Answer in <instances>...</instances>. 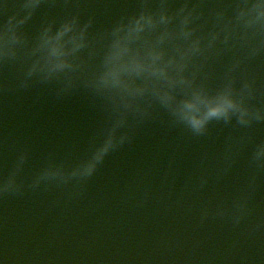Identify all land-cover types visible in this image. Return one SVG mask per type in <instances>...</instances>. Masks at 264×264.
Here are the masks:
<instances>
[{
    "label": "water",
    "instance_id": "95a60500",
    "mask_svg": "<svg viewBox=\"0 0 264 264\" xmlns=\"http://www.w3.org/2000/svg\"><path fill=\"white\" fill-rule=\"evenodd\" d=\"M141 2L40 0L21 32L32 42L46 22L58 27L79 13L82 23L93 20L95 36ZM26 62L0 61V178L27 154L19 190L0 194V264H264V167L251 161L264 120L212 121L197 136L153 108L139 122L129 118L119 130L128 139L92 176L33 187L44 168L70 172L86 159L110 113L83 87L61 92V82L35 77L19 86ZM249 71L257 77L253 104L264 106V56Z\"/></svg>",
    "mask_w": 264,
    "mask_h": 264
},
{
    "label": "clouds",
    "instance_id": "9594fccd",
    "mask_svg": "<svg viewBox=\"0 0 264 264\" xmlns=\"http://www.w3.org/2000/svg\"><path fill=\"white\" fill-rule=\"evenodd\" d=\"M39 5L40 0H0V61L27 58L21 87L35 77L61 82V92L87 89L104 103L110 121L101 132L103 141L93 144L86 159L70 172L62 166L44 168L33 187L92 176L106 154L128 139L119 130L129 126V118L139 122L153 108L165 110L173 124L197 136L206 134L212 121L229 124L235 118L249 126L264 120V106L253 104L257 77L249 71L264 56V0H142L138 11L95 36L89 32L93 20L82 23L76 13L58 27L46 22L29 42L21 28ZM85 49L87 59L81 56ZM217 64L221 71L209 70ZM26 160L27 154L20 155L0 178V194L19 190ZM251 161L264 167V143L256 145ZM245 205L238 201L237 212L242 214Z\"/></svg>",
    "mask_w": 264,
    "mask_h": 264
}]
</instances>
